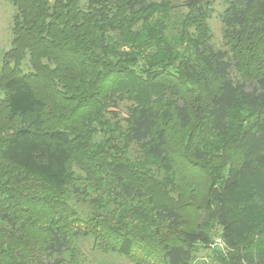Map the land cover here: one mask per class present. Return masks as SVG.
I'll return each instance as SVG.
<instances>
[{
	"label": "trees",
	"instance_id": "trees-1",
	"mask_svg": "<svg viewBox=\"0 0 264 264\" xmlns=\"http://www.w3.org/2000/svg\"><path fill=\"white\" fill-rule=\"evenodd\" d=\"M9 1L0 264H64L88 236L104 252L190 264L195 247L211 242L212 224L224 264H264V0H229L226 48L211 43L215 0ZM111 119L125 123L119 137L140 156L129 158L116 136L94 143ZM173 123L183 127L186 162L207 177L205 201L192 205L205 216L193 224L191 204L173 198ZM154 163L166 179L150 172ZM75 180L76 198L97 193L90 217L63 196Z\"/></svg>",
	"mask_w": 264,
	"mask_h": 264
},
{
	"label": "rangeland",
	"instance_id": "rangeland-1",
	"mask_svg": "<svg viewBox=\"0 0 264 264\" xmlns=\"http://www.w3.org/2000/svg\"><path fill=\"white\" fill-rule=\"evenodd\" d=\"M228 3L229 0H215L214 13L208 19L209 30L211 33V43L216 48H226L222 13L227 9ZM14 13L15 7L9 0H0V73L3 66L4 54L12 46ZM258 47L264 48V44L259 43ZM2 95L3 94L0 89V99ZM122 108L125 110V106H122ZM106 115L110 118L109 113H106ZM111 120V127H108L107 129L100 127L98 132L95 133L93 137L94 143L100 144L101 142L109 139L111 136H116L117 139H119L120 146L122 148L124 146L127 148L128 146L125 151L127 152L129 158H136L137 155L140 156L141 150L135 144L130 142L127 144L122 136L119 137V134H125L126 132L125 123L122 122L121 124L116 125V121L113 119ZM18 122L19 125L22 124L21 120ZM181 129H183V127L179 125V123H173L166 130L169 152H171V155L174 158L173 160L178 173L175 179L179 182V187L177 188L179 192H173V198L176 202H180V204H191L188 208L190 210L186 211L188 215L186 218L190 219V224H193L197 222L200 216H205V212L203 210L195 211L192 205L203 204L205 201V197H207V177L201 167L191 166L183 157L185 150H183L182 145L179 143V136L182 131ZM150 168V172L158 179H166V173L164 169L160 167L159 163L152 164ZM72 170L75 176H82L83 174V171L79 169V166L75 163L72 165ZM80 181L82 182V180ZM74 182L78 184L76 180L71 181L70 185L63 189V196L70 198L73 203H78L80 207L78 209H82V215L90 217L94 205H100V203L93 202L97 193L91 189L88 194H81L78 195V198H76L70 188L72 184L74 185ZM82 187L85 188L84 185ZM46 191L45 187L40 186L39 192L41 194L46 193ZM137 229L142 230V227ZM209 229L212 233L211 242L206 246L199 244L195 247L190 264H224L222 256L223 254H226V249L221 238V229L213 224L209 226ZM147 230L148 228L146 229V232ZM74 247V251L67 253L68 257H72V261L68 260V262L64 264H166L165 262L161 263V261H157L156 259L154 261L150 260L149 262L145 261V254L141 250L136 251L132 256H126L114 252H104L95 246L92 236L81 237L78 241H76Z\"/></svg>",
	"mask_w": 264,
	"mask_h": 264
}]
</instances>
